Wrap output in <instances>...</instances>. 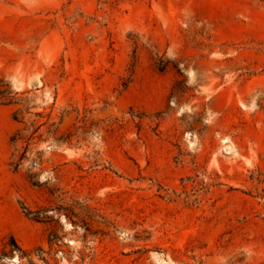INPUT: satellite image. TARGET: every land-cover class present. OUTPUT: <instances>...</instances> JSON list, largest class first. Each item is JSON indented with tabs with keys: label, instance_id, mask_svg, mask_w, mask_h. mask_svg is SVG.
I'll list each match as a JSON object with an SVG mask.
<instances>
[{
	"label": "rangeland",
	"instance_id": "obj_1",
	"mask_svg": "<svg viewBox=\"0 0 264 264\" xmlns=\"http://www.w3.org/2000/svg\"><path fill=\"white\" fill-rule=\"evenodd\" d=\"M0 264H264V0H0Z\"/></svg>",
	"mask_w": 264,
	"mask_h": 264
},
{
	"label": "trees",
	"instance_id": "obj_2",
	"mask_svg": "<svg viewBox=\"0 0 264 264\" xmlns=\"http://www.w3.org/2000/svg\"><path fill=\"white\" fill-rule=\"evenodd\" d=\"M14 242V241H13ZM14 246L18 248V246L14 243Z\"/></svg>",
	"mask_w": 264,
	"mask_h": 264
}]
</instances>
